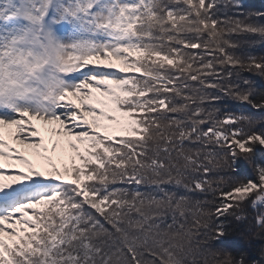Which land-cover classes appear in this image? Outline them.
I'll return each instance as SVG.
<instances>
[{"label": "snow or ice", "instance_id": "1", "mask_svg": "<svg viewBox=\"0 0 264 264\" xmlns=\"http://www.w3.org/2000/svg\"><path fill=\"white\" fill-rule=\"evenodd\" d=\"M233 7L0 0V264H264L217 247L264 239V11Z\"/></svg>", "mask_w": 264, "mask_h": 264}, {"label": "trees", "instance_id": "2", "mask_svg": "<svg viewBox=\"0 0 264 264\" xmlns=\"http://www.w3.org/2000/svg\"><path fill=\"white\" fill-rule=\"evenodd\" d=\"M264 1V0H262ZM242 4L244 5L243 8L240 9V11L245 10H258L259 8L262 9V4L264 2H259V4L255 5V2L253 0H241ZM234 8V7H233ZM240 40L244 39H252V40H259V37H234ZM198 51V50H194ZM248 51H250L252 54L256 56H264V44L256 43L255 45L248 46ZM246 76H251V74L245 73ZM257 82V86L261 87L264 86V81L260 80L259 77H255L254 79ZM222 107L230 108L233 111L240 112V111H249L252 110L249 109L247 106L240 104L237 101L225 99L222 104ZM254 115H258V117H264V113H253ZM256 161L258 164H264V148H258L257 149V156ZM238 172L236 173L237 176H239L241 179L244 178H253L255 176V173L252 171V169L245 163V161L241 160L237 163ZM211 198V197H209ZM245 212L248 215H254L255 210L252 209L250 203H246L245 205ZM231 224V227L233 231L222 238L223 243H218L217 247L222 248L226 252H232L234 255H240L241 253H246V258L249 261H261L264 260V257L260 255V250L264 249V239H258V238H251L249 239L246 235V228L247 225L241 222H238L235 220L234 217L228 218Z\"/></svg>", "mask_w": 264, "mask_h": 264}, {"label": "rangeland", "instance_id": "3", "mask_svg": "<svg viewBox=\"0 0 264 264\" xmlns=\"http://www.w3.org/2000/svg\"><path fill=\"white\" fill-rule=\"evenodd\" d=\"M254 2H255V5L256 4H259V2H264V1H262V0H253ZM263 6H260V7H262V9L261 8H259L260 9V11H264V3L262 4ZM224 11L225 12H227L229 15H233V14H235L237 11H240V9L239 10H237L236 8H231V9H224ZM221 18L223 19L224 17H223V15L221 16ZM240 39V38H239ZM249 79H254V76H247ZM257 115V114H256ZM258 116V115H257ZM34 123H36L38 126H41L42 127V122H40V121H34ZM46 135H48V134H46ZM67 162V161H66ZM66 178H68V179H70V177H66Z\"/></svg>", "mask_w": 264, "mask_h": 264}]
</instances>
